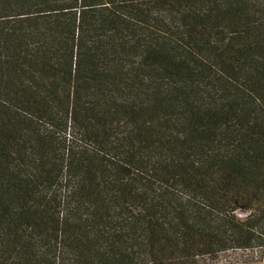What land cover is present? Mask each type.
Wrapping results in <instances>:
<instances>
[{"label":"trees","instance_id":"trees-1","mask_svg":"<svg viewBox=\"0 0 264 264\" xmlns=\"http://www.w3.org/2000/svg\"><path fill=\"white\" fill-rule=\"evenodd\" d=\"M0 264H264V0H0Z\"/></svg>","mask_w":264,"mask_h":264},{"label":"rangeland","instance_id":"rangeland-1","mask_svg":"<svg viewBox=\"0 0 264 264\" xmlns=\"http://www.w3.org/2000/svg\"><path fill=\"white\" fill-rule=\"evenodd\" d=\"M239 215H240L241 217H243V216H244V213H242V212H239Z\"/></svg>","mask_w":264,"mask_h":264}]
</instances>
